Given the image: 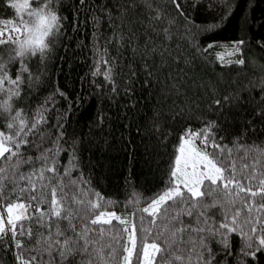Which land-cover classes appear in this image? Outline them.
Returning <instances> with one entry per match:
<instances>
[{"label": "trees", "instance_id": "obj_1", "mask_svg": "<svg viewBox=\"0 0 264 264\" xmlns=\"http://www.w3.org/2000/svg\"><path fill=\"white\" fill-rule=\"evenodd\" d=\"M9 24L0 264H264V0H0ZM189 132L221 176L145 210Z\"/></svg>", "mask_w": 264, "mask_h": 264}, {"label": "rangeland", "instance_id": "obj_2", "mask_svg": "<svg viewBox=\"0 0 264 264\" xmlns=\"http://www.w3.org/2000/svg\"><path fill=\"white\" fill-rule=\"evenodd\" d=\"M21 27L17 24L0 26V41L16 36ZM238 43L223 44L219 43L216 47L217 56L220 60L229 61L238 58L236 53ZM6 145L0 141V155L5 151ZM172 175L176 185L163 190L158 196L152 199L144 206V209L153 212L158 209L161 203L178 193L182 188L188 189L191 193L200 192V184L205 178L216 179L221 176L219 166L205 153L202 147L197 143L193 133H187L181 140L178 153L175 158V164ZM25 205L22 202L9 203L0 212V228L7 227L17 218L25 214ZM117 216L114 210L105 211L99 214L96 219H109ZM132 239L133 231L131 230ZM130 245L126 251L125 259L122 264L129 263ZM157 246L154 243H147L143 250L141 264H151L154 252Z\"/></svg>", "mask_w": 264, "mask_h": 264}]
</instances>
